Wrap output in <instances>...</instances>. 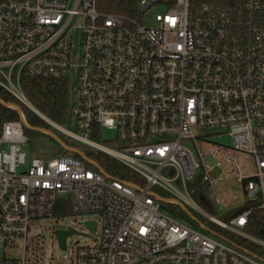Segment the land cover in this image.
<instances>
[{"label": "built area", "instance_id": "built-area-1", "mask_svg": "<svg viewBox=\"0 0 264 264\" xmlns=\"http://www.w3.org/2000/svg\"><path fill=\"white\" fill-rule=\"evenodd\" d=\"M158 4L166 11L152 24L141 21ZM139 12L101 13L97 0H0V87L31 107L24 77L69 80L75 67L80 132L61 129L143 180L119 179L90 157H29L32 126L19 105L0 98L21 115L0 126V264H27L31 221L54 215L62 199L77 213H99L96 229L102 226L98 244L77 247L72 264H264L174 216L161 200L187 203L264 245L244 231L252 210L220 220L193 199L191 186L201 183V194L207 188L220 204L216 185L238 176L264 208V0H139ZM104 127L116 133L113 147L93 140ZM238 153L253 160V173L242 172ZM197 155L230 172L214 179V165ZM20 245L22 257L8 253Z\"/></svg>", "mask_w": 264, "mask_h": 264}, {"label": "rangeland", "instance_id": "rangeland-1", "mask_svg": "<svg viewBox=\"0 0 264 264\" xmlns=\"http://www.w3.org/2000/svg\"><path fill=\"white\" fill-rule=\"evenodd\" d=\"M166 9L167 7L165 5L158 4L156 8L143 13L141 16V21H143L145 24H152L154 22L155 14L157 12H165ZM78 24H83V21L79 20ZM80 41L81 40L79 39L76 40L75 47L73 49L72 62L74 64L79 63L80 52H81ZM78 75H79L78 69H76L75 67L71 69L70 77L68 80L69 81L68 115H67V120L63 125V127L69 129L70 131H74L76 133L80 132L77 129L76 121H75V116L77 113L76 107H77L78 89H79ZM45 120L49 122L47 119ZM48 130L51 133L41 129H36L35 132L30 134L28 133L29 140L26 146V151L28 152L29 157L50 158V157H56L63 153L71 152L70 150L64 148V146L56 138L58 137L64 142V144L70 146L71 148H78L87 155L95 154L96 156L97 154H101V156L106 160L117 159L116 157L106 153L105 151L99 150L93 145L75 139L74 137L70 136L67 132H65L63 129L59 127L52 125L51 129ZM115 135H116L115 131L104 127L101 129V136L96 135L93 138V140L103 145L113 147L111 139H113ZM212 140L213 142H224V143L231 142V139L229 137L218 138L217 136H215L212 137ZM199 147H201L203 150H209L212 147V145L209 143H199ZM196 158L198 160L204 161L206 164L214 165V170L211 172V176L214 179H217L224 170L230 172V170L226 169L225 167L222 168L216 167L215 166L216 159L211 155H208L203 159L198 157L197 155ZM238 159L241 166V170L244 174H251L255 171V163L249 156H245L238 153ZM133 173L137 175V173L135 172ZM237 178L238 176L227 178L225 180H222L216 185L215 196L219 197V199L221 200L220 204L215 203V199L213 195H211L210 191L207 190L206 192L207 200H205L207 205L204 203V205L202 204V206L208 210V213L210 212L209 214L213 215L218 219L223 220L225 219V215L229 211L244 204L246 200L250 199V197L245 193L243 185L239 181H237ZM192 197L196 201L194 194H192ZM174 204L175 203L169 204V207L171 205L174 206ZM184 204L187 207V209L191 208L196 215H191L189 213V217L183 218L182 219L183 221L195 227L196 229L209 234L211 237L221 240L226 244L231 245L243 251H245L247 248L244 246V243L240 241V239L247 238L252 242H254L255 244H257L258 246V249L256 250L257 254L253 253L252 251L251 252L254 255L259 254L258 257H260L264 261L263 244H260L258 241L249 238L248 236L242 233H238L229 229L227 230L230 231L229 237L231 238V240L222 238L221 236L212 233L210 231L211 228L216 226L212 222L211 218L202 212H196L195 209L192 208L189 204L187 203ZM175 205L182 207L179 202H177V204ZM197 216L200 218V220L197 219ZM191 218L193 219L194 222L190 220ZM88 220H95L99 222L100 214L95 212L77 213L72 210L69 214L63 216L52 215V216H47L32 220L30 223L31 233L29 234L27 241L28 244V248L26 250L27 264H72V259L74 258L75 250L77 249V247L93 246L98 244V242L100 241V235L102 232L101 223H99L98 228L96 230H93L85 223ZM70 227L74 228L78 232H74L67 235L66 244L65 246H63L56 235V231L58 229L66 230L69 229ZM232 232H234V234L237 235V241L235 239V236L232 235ZM8 253L15 257H22L24 253V245H20V247L16 248L15 250L8 251Z\"/></svg>", "mask_w": 264, "mask_h": 264}, {"label": "trees", "instance_id": "trees-1", "mask_svg": "<svg viewBox=\"0 0 264 264\" xmlns=\"http://www.w3.org/2000/svg\"><path fill=\"white\" fill-rule=\"evenodd\" d=\"M97 8L101 13H118L131 17H138L140 13L139 0H97ZM22 82L24 91L33 106H35L45 117L54 121L60 126H63L67 120L68 115L69 81L67 79L24 77L22 79ZM0 98H2L5 102L11 101L19 105L22 108L27 121L32 127H40L47 130L51 129L52 125L47 122L41 115H39L28 105L15 98L12 94H10L2 87H0ZM20 118L21 115L17 109L10 108L0 102V126H2L5 121L17 120ZM32 127H26L27 134L35 132L36 129H33ZM94 137L95 136H93V138ZM69 153L78 158H81L80 155L75 152L71 151ZM88 156L90 158L96 159L104 169H106L111 175L119 179L134 180L138 184L143 183L141 177L135 175L117 159L106 160L101 156V154H97L96 156L95 154H92ZM191 186L196 187L194 196L199 205L202 206V204H206L205 200H207V188H204L202 190L203 194H201V183H197ZM154 191L158 194H164L158 188H155ZM261 202L262 201L260 198L248 199L246 200V202H244V204L229 211L225 215V219H223V221H231L233 218L237 217L245 210L250 209L252 211L248 216L244 231L259 240H264V208L260 206ZM169 204L173 203L163 202L162 206L180 219L189 217V213L196 215L191 208L184 209L175 204L174 206L171 205L169 207ZM203 208L206 209L205 207ZM71 211V202L69 200L62 199L59 200L54 215L63 216L69 214ZM206 211L208 212L207 209ZM197 219L200 220L198 216ZM190 220L194 222L192 218ZM215 226L216 227H213L210 230L212 233H215L222 238L231 240V238L229 237V230L222 228L217 224H215ZM232 235L235 236V239L237 241V235H235L234 232H232ZM240 241H242L244 243V246L253 253L257 252L256 250L258 249V246L251 240L247 238H241Z\"/></svg>", "mask_w": 264, "mask_h": 264}, {"label": "water", "instance_id": "water-1", "mask_svg": "<svg viewBox=\"0 0 264 264\" xmlns=\"http://www.w3.org/2000/svg\"><path fill=\"white\" fill-rule=\"evenodd\" d=\"M31 108H33L36 112H38L40 115H42L45 119H47L52 125L56 126V127H59V128H62V126H60L59 124L55 123L54 121L48 119L47 117H45L40 111H38V109H36L35 106H31ZM36 129H41V130H45L47 132H50L49 130L47 129H44V128H36ZM51 133V132H50ZM58 139V141L64 146V148H66L67 150H70L72 152H75L77 153L78 155H80V157L85 160V161H90V158L87 154H85L82 150L78 149V148H71L70 146L64 144V142L59 139L58 137H56ZM97 167L101 170V166L97 164ZM138 188V187H137ZM162 202H165L164 199H161ZM180 205L182 206V208L184 209H187V207L185 206L184 203L182 202H179ZM191 215H193L192 213H190ZM195 218V217H194ZM196 219V218H195ZM90 228H92L93 230L96 229V226H97V223L96 221L94 220H88L85 222ZM74 232H78L77 230H75L74 228L70 227L69 229H58L56 231V235L60 241V243L65 246L66 244V237L67 235L71 234V233H74Z\"/></svg>", "mask_w": 264, "mask_h": 264}]
</instances>
